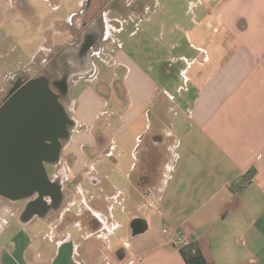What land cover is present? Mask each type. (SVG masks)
I'll list each match as a JSON object with an SVG mask.
<instances>
[{"label":"crops","instance_id":"crops-1","mask_svg":"<svg viewBox=\"0 0 264 264\" xmlns=\"http://www.w3.org/2000/svg\"><path fill=\"white\" fill-rule=\"evenodd\" d=\"M44 1L62 12L41 29L27 0H0V108L21 81L63 80L71 127L44 162L56 208L0 195V264H184L180 235L209 264H264V0H186L122 42L112 0H92L105 68L70 75L87 0Z\"/></svg>","mask_w":264,"mask_h":264},{"label":"flooded vegetation","instance_id":"flooded-vegetation-1","mask_svg":"<svg viewBox=\"0 0 264 264\" xmlns=\"http://www.w3.org/2000/svg\"><path fill=\"white\" fill-rule=\"evenodd\" d=\"M93 5L92 0H87L85 8L79 11L77 18L82 42L78 44L73 42V46L69 48L67 54L71 58L67 59L64 65V71L68 75L80 68L84 70L89 68L92 50L87 47L88 44L93 49L104 39V29L100 22L102 16ZM31 81L33 82V80L21 81L18 87L9 92L2 105L4 108L1 107L0 152L14 149L34 152L42 161H48L60 149L63 137L71 127L68 120L66 123L62 122L52 101L53 98L58 103L64 101L67 98V90L63 80L56 81L50 78L47 89L42 83L33 84L30 83ZM31 99H35L34 104ZM61 178L62 176L57 174L50 185L46 186L44 194L37 193L38 196L35 197L38 198L33 206H43L45 211L56 208L57 189ZM45 196L50 199L41 203Z\"/></svg>","mask_w":264,"mask_h":264},{"label":"rangeland","instance_id":"rangeland-1","mask_svg":"<svg viewBox=\"0 0 264 264\" xmlns=\"http://www.w3.org/2000/svg\"><path fill=\"white\" fill-rule=\"evenodd\" d=\"M58 0L55 2L51 0L50 3H58ZM62 1H69L70 0H60ZM28 6L31 7V17L32 19L38 20L40 24V28L42 29L43 26L48 25L49 21L53 20L57 15H59L62 12V9L60 11H55L49 7V3H47L44 0H27ZM109 6V18L112 20V25L115 27H121L123 25L124 32L118 33L117 37L122 42L123 38H126L128 40V34L131 31L138 30L139 20L145 21V19L150 18L154 21L164 19L167 21L168 24H172V18L175 20L178 16H182L184 12V8H186L187 1L186 0H112L110 2ZM157 4H160L157 5ZM173 7V8H172ZM76 11H79V9L76 7ZM167 12L165 15L161 12ZM65 12V11H64ZM14 12L9 11L7 16L8 18L13 17ZM172 15V17H171ZM26 17L27 15L24 14H16L17 19H21L22 17ZM144 23V22H143ZM26 25L21 23L20 28H24ZM150 29L156 28L155 26L149 27ZM51 34V33H50ZM115 35V34H114ZM116 36V35H115ZM138 37V36H137ZM137 37L130 38L137 40ZM66 40L69 38V35L65 36ZM37 41V40H36ZM133 42V41H131ZM133 50H137V42L133 43ZM91 60L95 63V65L100 68L104 69L105 65L101 63L100 59L96 57V55H93ZM121 74V71H120ZM73 83V88L71 89L70 98H75L77 95L84 90V87H86L85 83L79 82ZM117 90V94L120 98H122L123 91L121 87V83H117L115 86ZM105 98V95H104ZM103 98V99H104ZM102 101L105 103L106 99ZM102 110H104L102 108ZM68 115H71L72 112L68 110ZM3 215L5 216V211H3ZM14 223L15 220H14ZM39 224L34 223L32 226H38ZM102 253V252H100Z\"/></svg>","mask_w":264,"mask_h":264},{"label":"water","instance_id":"water-1","mask_svg":"<svg viewBox=\"0 0 264 264\" xmlns=\"http://www.w3.org/2000/svg\"><path fill=\"white\" fill-rule=\"evenodd\" d=\"M38 82L42 83L44 88L47 89L48 84L44 79H34L33 82L31 81L30 83L35 84ZM31 100L34 104L35 99ZM52 101L54 107L58 110L57 112L59 113L62 122L66 123L68 119L62 106L56 102L54 98ZM2 108H4V106ZM13 112L14 110L12 111V114ZM39 112H41V110H39ZM57 153L48 161L55 160ZM45 161H42L40 156L38 157L34 152H24L16 149L0 152V195L3 197H27L35 192L38 194H44V190L49 182L44 169ZM26 177H31L33 183L29 185L21 184ZM141 232V230H137L136 234H140Z\"/></svg>","mask_w":264,"mask_h":264},{"label":"trees","instance_id":"trees-1","mask_svg":"<svg viewBox=\"0 0 264 264\" xmlns=\"http://www.w3.org/2000/svg\"><path fill=\"white\" fill-rule=\"evenodd\" d=\"M178 251L184 261V264H209L203 258L197 244L193 242L189 245L180 247Z\"/></svg>","mask_w":264,"mask_h":264},{"label":"built area","instance_id":"built-area-1","mask_svg":"<svg viewBox=\"0 0 264 264\" xmlns=\"http://www.w3.org/2000/svg\"><path fill=\"white\" fill-rule=\"evenodd\" d=\"M167 229H163V233L167 234ZM190 243H192L189 239L188 236L185 235H180L177 239H176V244L180 247L185 246V245H189ZM129 264H132V262H130Z\"/></svg>","mask_w":264,"mask_h":264}]
</instances>
